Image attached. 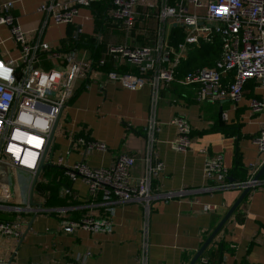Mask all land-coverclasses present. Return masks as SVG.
Instances as JSON below:
<instances>
[{"label":"crops","instance_id":"1","mask_svg":"<svg viewBox=\"0 0 264 264\" xmlns=\"http://www.w3.org/2000/svg\"><path fill=\"white\" fill-rule=\"evenodd\" d=\"M45 1L52 0H14L12 12L28 37L35 35L42 21L43 12L38 9V5ZM160 1L139 2L136 5V20L130 29H125L118 21L105 16L103 9L105 19L99 29L93 31L95 25L91 5L81 6L71 22L73 26L49 17L40 38L52 46L66 48L60 39L64 37L65 40L70 30L76 33L80 25L81 31L91 32L95 41L96 35L100 33L101 41H96V44L100 43L98 56L106 43L127 41L143 44L150 42L158 33L168 38L174 24L163 23L153 12L149 17L141 12L145 4L156 3L158 8ZM0 35L5 38L0 45V54L4 55L7 48L15 53L17 47L9 37L6 26L0 25ZM203 41L200 38L198 43H188L192 45L190 49L186 44L181 59L194 46H198V52L205 55ZM76 48L79 57H93L91 47L81 44ZM42 58L45 68L53 64L47 55L43 54ZM204 59L201 58L200 62ZM174 81L161 85L157 103L160 130L152 162H161L162 169L153 179V186L161 196L152 201L146 221L147 264H188L242 190L239 187L208 188L228 180L219 176L214 180L205 178L202 171V149L208 153H220L227 169L236 167V158L239 156L241 162L237 164L235 176L248 179L250 168H260L262 165L253 138L259 128L264 126V109L253 111L244 95L235 107L229 100L198 101L191 85L172 86ZM255 91L264 98L263 85L256 84ZM149 96L148 84L129 89L118 82L105 80L102 75L79 79L74 95L58 114L49 133L52 138L42 158L43 164L67 168L83 161L90 167H101L112 163L120 152H127L136 158L133 174L141 175L144 171L146 143L142 126L148 115ZM222 111H226V118L222 117ZM176 113L185 115L191 127L190 144L185 150H176L171 145L178 133L175 124L170 122ZM82 129L87 130L90 138L105 143L106 150L83 154L79 148L74 147L73 138L82 133ZM2 163L4 170L12 177L4 178L0 183L8 186L13 206L0 205V208L5 209H0V213L10 215L11 211L6 208L10 210L28 204L34 175ZM14 176L19 179L15 181ZM39 176L40 173L36 183H46V179H40ZM66 178L69 184H61L59 193L62 195L66 190H72L77 201L83 204L48 207L45 205L47 194L39 196L34 186L32 200L41 209H14L15 214L11 215L13 219L20 220L21 236L15 238L0 234V264H139L140 248L144 240L142 207L134 202L114 205L110 212L112 230L109 233L90 232L82 228L64 232L61 228L62 220L73 217L80 208L87 211L82 206L88 204L87 187L83 181L79 178L73 181L68 176ZM180 190L185 193L179 195ZM165 194L174 195L166 200ZM205 204H214L217 210L207 211ZM92 211L103 209L97 207L92 208ZM28 223L30 226H27ZM212 242L213 247L217 243H224L223 261L226 264H264V186L257 185L249 191ZM208 248L195 264H203L201 258L209 259Z\"/></svg>","mask_w":264,"mask_h":264},{"label":"built area","instance_id":"2","mask_svg":"<svg viewBox=\"0 0 264 264\" xmlns=\"http://www.w3.org/2000/svg\"><path fill=\"white\" fill-rule=\"evenodd\" d=\"M96 1L109 2L104 15L114 19L125 29H130L136 20V5L142 0H52L41 2L38 9L43 12L40 25L33 37H28L12 12L14 0H0V25L8 29L17 47L0 54V162L34 175L42 162L43 153L49 147L48 141L55 120L62 108L76 91L79 79L102 75L105 80L118 82L121 86L136 89L150 86L148 115L142 126L146 139L143 154L144 171L133 174L136 162L134 155L127 152L117 154L108 166L90 167L80 161L65 168L71 179H81L87 187V208L77 220L65 218L61 222L64 232L78 228L90 232L109 233L112 230L110 212L119 203L134 202L142 207L144 216L143 235L139 264H147L146 227L152 201L160 193L153 186L162 169V163H153L155 142L160 130L157 103L160 88L175 77V67L188 43H198L202 38L211 41L219 36L222 54L211 66H202L187 71L178 82L191 85L198 101L219 102L229 100L232 106L242 98V85L253 80L264 86V0H161L159 7L145 4L141 10L149 17L152 12L163 23L183 26L184 41L178 46L171 45L167 37L158 33L147 43L135 44L127 41L106 43L97 58L79 57L78 48L64 49L52 46L40 38L44 25L51 17L56 22L71 23L81 6H90ZM156 8V9H155ZM224 9V11H221ZM226 9V11H225ZM80 25L76 32L81 31ZM77 34V33H76ZM101 41L100 33L95 37ZM5 38L0 35V45ZM53 64L44 66L42 56ZM120 66L127 67L120 69ZM11 71L5 75V71ZM248 105L253 111L264 109V98L251 96ZM226 118V111L221 112ZM177 128V138L172 148L185 150L189 144L190 123L185 115L176 113L170 119ZM76 134L72 145L83 154L94 150H106V144L90 138L86 129ZM264 162V126L253 138ZM51 142V141H50ZM50 144V143H49ZM204 154L202 171L207 180L216 176L224 178L228 169L220 153ZM259 166L250 168L247 180L223 181L208 188H244L264 184V179H253ZM8 186L0 183V200L8 194ZM5 189L7 190L5 193ZM179 195L184 194L180 190ZM174 194H165L169 200ZM102 207L103 211L93 212L92 208ZM207 211H216L214 204H205ZM16 210V209H15ZM19 211V210H16ZM0 234L5 237H20V220H0ZM203 264L207 259L201 258ZM72 264H82L76 262ZM220 264H226L222 261Z\"/></svg>","mask_w":264,"mask_h":264},{"label":"trees","instance_id":"3","mask_svg":"<svg viewBox=\"0 0 264 264\" xmlns=\"http://www.w3.org/2000/svg\"><path fill=\"white\" fill-rule=\"evenodd\" d=\"M109 2L96 1L91 5V11L94 13V29L93 31H97L101 24L103 23V9L107 7ZM73 26V23H70ZM71 26V27H72ZM75 31L70 30L67 34V37L64 40V37L60 39V43L67 48L78 47L79 45H87L91 47L93 51V58L95 59L98 56L100 43L96 44L94 40L93 34L91 32L79 31L77 34ZM168 42L173 46H178L179 43L184 41V28L180 25H174L170 28V32L167 38ZM66 42H68L66 44ZM205 42V51L206 54H202V52H198V46H194L188 55L185 58L180 59L175 67V77L173 80H176L172 83V86H181V83H178V78L182 77L187 71L202 67V66H211L214 64L215 59L220 57L222 54V42L219 36L213 37L211 41H203ZM189 45V49L192 45ZM202 46V45H200ZM63 48V47H62ZM201 48V47H200ZM201 58L205 61L200 62ZM205 63V65H204ZM120 69H126L127 67L120 66ZM256 83L253 80H248L242 85V93L245 97L249 98L250 96H258L261 95L255 91ZM195 97V91H194ZM240 157L236 158V167L232 169H228L227 175L225 178L229 181L230 178L232 181L242 182L247 180V178L243 176H235V170L237 168V164H239ZM40 179H46V183H42L41 181L35 184V189L40 190V192L46 193L47 198L45 200V205L48 207H68L72 205H81L83 204L81 201H77L74 197L72 190H66L64 194L59 193V188L61 184L68 185L69 181L67 180V176L65 174V168L61 166H55L50 164H43ZM260 179H264V174L260 177ZM264 186V184H261ZM75 215H72L71 219L77 220L81 214L85 213L86 210L84 208H80L76 211ZM81 212V214H80ZM83 212V213H82ZM80 214V215H79ZM13 216L7 213H0V220H12ZM214 242H212L209 246V259H207V264H220L223 261V252L225 250V246L223 242L217 243L213 247ZM211 259V260H210ZM210 260V261H209ZM242 264V263H240Z\"/></svg>","mask_w":264,"mask_h":264},{"label":"water","instance_id":"4","mask_svg":"<svg viewBox=\"0 0 264 264\" xmlns=\"http://www.w3.org/2000/svg\"><path fill=\"white\" fill-rule=\"evenodd\" d=\"M175 25V23H174ZM78 33V31L76 32ZM51 138L48 141L47 146L49 145ZM47 147L43 153V156L46 154ZM43 166V162L40 163L38 170L34 173L31 186H30V191H29V199H28V204L26 206H18L16 208L13 207V209L16 210H30V209H37L40 210L41 206L39 204H36L33 202V189L35 186V183L37 181L38 175L40 173L41 167ZM264 174V162L256 172V174L253 176V179H259L262 175ZM231 180V178H230ZM252 189L251 185H246L244 188H242L239 196L236 198V200L233 202V204L226 210V212L222 215L220 220L217 222V224L214 226V228L211 230L207 238L204 240V242L201 244L199 249L195 252L193 257L191 258L190 262L188 264H195V262L198 260V258L201 256V254L208 248V246L211 244V242L214 240L216 235L219 233V231L222 229L224 224L227 222V220L231 217V215L234 213V211L237 209L239 204L242 202V200L246 197V195L249 193V191ZM38 206V208H35ZM12 209V208H11ZM37 212V211H36ZM27 226H30V223H28Z\"/></svg>","mask_w":264,"mask_h":264},{"label":"rangeland","instance_id":"5","mask_svg":"<svg viewBox=\"0 0 264 264\" xmlns=\"http://www.w3.org/2000/svg\"><path fill=\"white\" fill-rule=\"evenodd\" d=\"M0 50H1V46H0ZM12 177V175L11 174H9V173H7V171L6 170H4V164L2 163V162H0V181H2L4 178L5 179H9V178H11ZM14 178V180L15 181H17L19 178L18 177H16V176H14L13 177ZM12 178V179H13ZM6 189H5V193H6ZM39 193H38V195L39 196H42V192H40L41 191V189L40 190H37ZM45 192H46V190H45ZM44 195H45V193H44ZM10 199H11V196H10V193H8V194H5V197L3 198V199H1L0 200V205H5V206H13L12 205V203L10 202ZM0 209H3V208H0ZM3 210H5V209H3ZM6 210H8L9 212L11 211V214H15V211H14V209L12 208V209H8V208H6Z\"/></svg>","mask_w":264,"mask_h":264},{"label":"clouds","instance_id":"6","mask_svg":"<svg viewBox=\"0 0 264 264\" xmlns=\"http://www.w3.org/2000/svg\"><path fill=\"white\" fill-rule=\"evenodd\" d=\"M221 11H224V9H221ZM10 71H11L10 69L6 70L5 71V75L7 76V73L10 72Z\"/></svg>","mask_w":264,"mask_h":264},{"label":"snow or ice","instance_id":"7","mask_svg":"<svg viewBox=\"0 0 264 264\" xmlns=\"http://www.w3.org/2000/svg\"><path fill=\"white\" fill-rule=\"evenodd\" d=\"M225 11H226V9H225ZM0 74H2V73H0Z\"/></svg>","mask_w":264,"mask_h":264}]
</instances>
